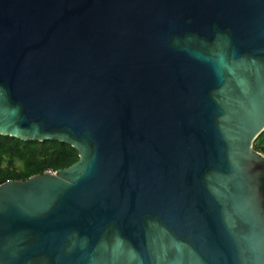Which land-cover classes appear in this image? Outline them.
Instances as JSON below:
<instances>
[{
  "label": "water",
  "instance_id": "obj_1",
  "mask_svg": "<svg viewBox=\"0 0 264 264\" xmlns=\"http://www.w3.org/2000/svg\"><path fill=\"white\" fill-rule=\"evenodd\" d=\"M264 0H0V135L78 161L0 184V264H264Z\"/></svg>",
  "mask_w": 264,
  "mask_h": 264
},
{
  "label": "trees",
  "instance_id": "obj_2",
  "mask_svg": "<svg viewBox=\"0 0 264 264\" xmlns=\"http://www.w3.org/2000/svg\"><path fill=\"white\" fill-rule=\"evenodd\" d=\"M264 155V131L253 144ZM79 159L78 151L56 140L23 141L0 135V184L10 180H27L46 171L67 168ZM264 193V177L261 179Z\"/></svg>",
  "mask_w": 264,
  "mask_h": 264
}]
</instances>
